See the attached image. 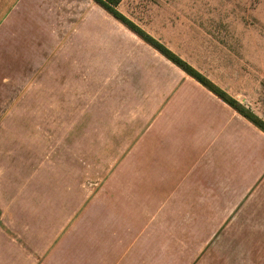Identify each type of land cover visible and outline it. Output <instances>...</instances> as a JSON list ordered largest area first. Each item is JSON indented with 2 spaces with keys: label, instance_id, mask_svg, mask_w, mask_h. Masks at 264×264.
<instances>
[{
  "label": "crops",
  "instance_id": "crops-1",
  "mask_svg": "<svg viewBox=\"0 0 264 264\" xmlns=\"http://www.w3.org/2000/svg\"><path fill=\"white\" fill-rule=\"evenodd\" d=\"M73 1L0 0V36L18 26L25 33L60 32L54 22L71 33L62 11ZM180 70L184 78L141 123L136 106L121 115L112 109L104 129L124 131L129 148L78 207L64 185H40L37 155L31 181L25 168L0 169V264H201L216 243L230 247L236 240L241 264H264V237L250 248L252 240L232 232L239 225L264 233V132ZM6 142L0 140V151Z\"/></svg>",
  "mask_w": 264,
  "mask_h": 264
},
{
  "label": "rangeland",
  "instance_id": "rangeland-1",
  "mask_svg": "<svg viewBox=\"0 0 264 264\" xmlns=\"http://www.w3.org/2000/svg\"><path fill=\"white\" fill-rule=\"evenodd\" d=\"M80 7L87 12L77 13ZM68 8L71 33L55 22L60 32L25 33L17 23V32L0 36V140H8L0 169L25 168L31 181L37 155L40 185H64L78 207L129 148L124 131L104 129L112 109L121 115L136 106L141 123L184 73L93 0ZM119 10L264 120V0H123ZM232 232L252 240L250 248L264 237L257 226ZM228 244L216 243L201 264H241L242 242Z\"/></svg>",
  "mask_w": 264,
  "mask_h": 264
},
{
  "label": "trees",
  "instance_id": "trees-1",
  "mask_svg": "<svg viewBox=\"0 0 264 264\" xmlns=\"http://www.w3.org/2000/svg\"><path fill=\"white\" fill-rule=\"evenodd\" d=\"M93 1L101 8H103L106 12H108L110 15H112L115 19L120 21L129 30H131L136 35H138L143 41H145L155 50L160 52L173 64L178 66L189 76L194 78L205 88H207L209 91L214 93L225 103H227L230 107H232L235 111H237L240 115L245 117L252 124H254L256 127H258L261 131L264 132V120L261 119L258 115H256L251 109L245 107L236 98H234L223 88L215 84L211 79H209L206 75H204L195 67H193L190 63H188L186 60L180 57L177 53H175L170 48H168L164 43H162L161 41H159L158 39L147 33L145 30L141 29L138 25H136L125 15H123L119 10V6L123 0H93Z\"/></svg>",
  "mask_w": 264,
  "mask_h": 264
}]
</instances>
